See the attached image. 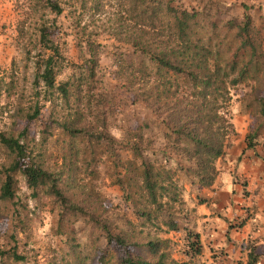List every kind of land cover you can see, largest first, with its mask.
I'll list each match as a JSON object with an SVG mask.
<instances>
[{"label":"rangeland","instance_id":"rangeland-1","mask_svg":"<svg viewBox=\"0 0 264 264\" xmlns=\"http://www.w3.org/2000/svg\"><path fill=\"white\" fill-rule=\"evenodd\" d=\"M136 2L0 0V136L22 141L31 160L56 179L67 199L63 207L44 187L31 190L19 173L14 175L13 198L2 199L3 174L12 155L0 141V264H118L122 249L108 241L107 232L122 238L133 256L148 261L156 260L149 254L151 242L165 264H210L216 257L206 246L190 259L194 252L187 246L186 233L199 232V239L204 238L203 214L210 203H216L215 192L235 179L234 166L247 136L264 154V103L258 102L264 97V0H170L173 6L197 13L191 29L196 46L205 51L223 48L229 52L226 57L235 54L238 67L249 60L248 53L238 49L240 43L224 25L243 24L246 6L253 28L256 70L231 88L228 112L218 111L219 118L227 115L234 131L224 139L226 156L203 177L185 154L175 152L173 147L179 144L175 135L164 138L166 126L173 127L171 120L179 121L178 116L171 118V112L157 109L141 95L140 88L155 79L163 103L162 90L169 76L172 90L180 86L178 92L183 94L188 89L166 70L160 69L155 76L156 70L135 52L133 42L140 34ZM53 3L61 7L60 15L50 10ZM41 27L48 30L46 47L39 42ZM51 46L57 52L47 49ZM52 55L56 84L48 89L37 77ZM58 87L66 89V98ZM35 112L29 122L28 116ZM219 126L220 119L215 130ZM73 131L87 136L106 132L114 139L117 156L99 153L93 138L82 140L80 134L74 138ZM134 136L142 139L144 156L157 158L170 169L172 182L163 181L168 191L159 200L160 211L146 202L140 181L136 188L129 187L128 180L123 184L124 178L117 182L119 161L133 159L126 142H134ZM210 177L213 185L204 186ZM129 194L134 202L125 201ZM138 210L150 214L140 216ZM235 217L238 227L243 218ZM206 237L213 240L210 232ZM250 248L245 242L237 247L239 252ZM260 251L254 247L259 258ZM227 255L232 262L234 255Z\"/></svg>","mask_w":264,"mask_h":264},{"label":"trees","instance_id":"trees-1","mask_svg":"<svg viewBox=\"0 0 264 264\" xmlns=\"http://www.w3.org/2000/svg\"><path fill=\"white\" fill-rule=\"evenodd\" d=\"M136 1L135 10L138 11L140 34L138 41L133 42L135 52L138 53L139 57L146 59L149 64L148 67L156 70L155 76L160 72V69L166 70L167 74L183 81L188 89L183 94L178 92L180 86L176 90H172L173 86L169 76L167 81L164 82L162 90V94L165 95L163 103H161V94L158 92L155 79L146 87L140 88L141 95L146 102L154 104L157 109H167L171 112V118L175 119V116H178L179 121L171 120L173 127L166 126L167 132H165L164 138L169 139L170 133H173L175 139L179 140V144L173 147L175 152L185 154L190 161L195 163L200 177L208 176L210 170H214L212 166L214 162L226 154L225 137L234 131L233 124L228 120L227 115L219 118L218 111L228 112L231 101V88L247 81L251 77V71L256 70L257 67L258 62L255 65L253 64L256 48L250 37L253 30L251 18L246 12V6H244L243 24L227 23L224 25L225 27L223 26L225 31L232 32L234 40L237 39L240 43L238 49H242L245 55L248 53L249 60L238 67L235 54L226 57L229 52L224 51L223 48L218 47L214 50L205 51L196 46L192 39L193 33L191 30L197 19V13L194 9L190 11L179 5L173 6L170 0L165 3L163 0ZM49 7L57 15L62 13V9L57 3L49 4ZM212 27H215V25H212ZM38 31L39 42L46 47V41H50L47 34L48 30L41 27ZM198 40L201 41V39ZM47 49L57 52L52 46ZM41 68V74L37 78L41 79L45 87L53 89L56 84L53 55L48 57ZM41 68L38 67L39 70ZM223 76L224 79L215 87ZM58 89L66 98V89L59 87ZM220 90L223 91V95H221ZM218 91L219 94L216 96ZM170 95H175L171 102L167 100ZM258 102L263 105L264 97L259 98ZM37 114L38 112H35L34 115L28 116L29 122L34 120ZM219 119L220 126L215 130V124L218 123ZM105 133L96 131L95 133H88L87 136L83 132L73 131L71 136L76 138L80 134L79 138L82 140L93 138L97 147L101 148L99 153H108L116 157L117 150L114 147V139ZM133 138L134 142L131 140L126 142L133 159L131 161H119L115 168L119 178L117 182L120 184V178H124L125 182L123 184L126 185V180H128L129 187L136 188L140 181L141 188L145 191L146 202L154 206L155 211H160L163 205L159 200L168 191V187L163 181H167L169 185L172 182V178L169 176L170 169H166L163 165L164 162H158L157 158L144 156L139 144L142 139L139 138L137 141L135 136ZM0 141L12 155V161L3 174L2 199L11 200L13 198L14 175L19 173L25 178L31 190L37 191L38 188L44 187L49 196L54 197L63 207H67L65 205L67 199L59 190L56 179L31 160L22 141L3 136H0ZM246 148H255V144L248 140V136L246 137ZM113 162L116 163V161ZM128 175L129 178L127 179ZM213 182L214 180L210 177L203 185L210 187ZM129 199H131L130 194L129 196L125 195V201L127 202ZM131 200L135 201L134 198ZM72 209L77 208L73 207ZM80 212L83 214L81 210ZM138 213L140 216L145 217L150 214L145 210H138ZM94 220L97 221V219ZM107 238L110 243H114L122 249L118 264H165L164 256L158 254L159 250L154 242L148 244L149 254L156 259L153 262L129 253L126 243L119 236L107 232ZM186 239L188 248L194 252L189 255L190 259L200 255L202 244L199 235L187 232ZM247 264H262L259 256L254 252V247L249 249Z\"/></svg>","mask_w":264,"mask_h":264},{"label":"crops","instance_id":"crops-1","mask_svg":"<svg viewBox=\"0 0 264 264\" xmlns=\"http://www.w3.org/2000/svg\"><path fill=\"white\" fill-rule=\"evenodd\" d=\"M238 156L240 158L233 173L235 179L233 177L222 190L215 192L216 203H210V208L203 214L204 238L210 232L213 240L211 242L207 237L200 238L202 249L207 246L216 256L210 264H247L249 249L247 252H239L243 242L249 248L261 250L260 262L264 263V154L257 147L247 149L245 146ZM241 180L243 187L238 185ZM236 214L243 218L238 227L234 224ZM213 247L215 250L211 249ZM227 253L234 255L232 262Z\"/></svg>","mask_w":264,"mask_h":264}]
</instances>
